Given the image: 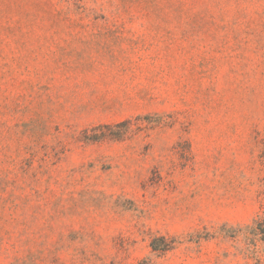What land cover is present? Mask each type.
Instances as JSON below:
<instances>
[{
	"label": "rangeland",
	"instance_id": "rangeland-1",
	"mask_svg": "<svg viewBox=\"0 0 264 264\" xmlns=\"http://www.w3.org/2000/svg\"><path fill=\"white\" fill-rule=\"evenodd\" d=\"M142 260L264 264V0H0V264Z\"/></svg>",
	"mask_w": 264,
	"mask_h": 264
},
{
	"label": "trees",
	"instance_id": "trees-1",
	"mask_svg": "<svg viewBox=\"0 0 264 264\" xmlns=\"http://www.w3.org/2000/svg\"><path fill=\"white\" fill-rule=\"evenodd\" d=\"M158 240L162 241V245L157 246L156 242ZM151 247L153 252H159L161 254L166 253L167 251H170L173 248V243L168 241L167 238L161 237V238H156L152 241ZM138 264H152L149 260H142Z\"/></svg>",
	"mask_w": 264,
	"mask_h": 264
}]
</instances>
